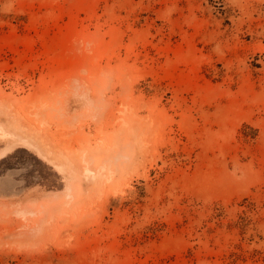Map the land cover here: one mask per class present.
<instances>
[{
	"label": "rangeland",
	"instance_id": "rangeland-1",
	"mask_svg": "<svg viewBox=\"0 0 264 264\" xmlns=\"http://www.w3.org/2000/svg\"><path fill=\"white\" fill-rule=\"evenodd\" d=\"M0 264H264V0H0Z\"/></svg>",
	"mask_w": 264,
	"mask_h": 264
}]
</instances>
